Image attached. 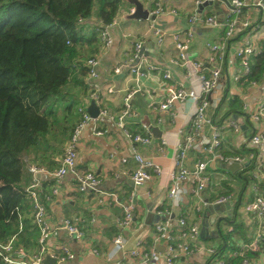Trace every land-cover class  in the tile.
Returning a JSON list of instances; mask_svg holds the SVG:
<instances>
[{
	"label": "built area",
	"instance_id": "obj_1",
	"mask_svg": "<svg viewBox=\"0 0 264 264\" xmlns=\"http://www.w3.org/2000/svg\"><path fill=\"white\" fill-rule=\"evenodd\" d=\"M139 1L144 10L148 12V18L145 19L149 22L148 32L143 36L132 34L129 30L122 33V39L128 44L130 51L126 52L124 58L117 62L113 72L116 75L122 74L124 71L129 72L133 77L135 86L126 93L122 108L116 114L106 106V101L109 96L114 94V89L112 87L104 88L101 84L99 72L101 56L114 49L116 28L120 26L124 17L131 16L136 12V7L127 4V0H123V4L110 23H105L95 16L79 20V25L94 30L101 43L99 54L89 57L84 62L86 68L85 85L88 94L77 109L80 121L70 135L61 165L57 170L51 172L43 167L29 166L28 170L32 175V181L26 189V194L33 209L31 218L33 226L39 232V250L29 255L25 249L16 246L15 238L7 244L0 243V257L6 264H43L47 255L56 259L55 264H66L67 261L74 258L73 254L68 249H64L63 253L59 255L52 254L47 242L58 236L61 230H65L77 241H84L85 239L83 228L86 220L83 217L67 218L59 227L55 229L50 227L46 203L51 199V196L43 192L42 183L39 179L43 175L54 179H62L71 175L79 192H97L100 195L99 203L121 206L123 215L116 219L119 232L114 240L117 248L116 253L125 247L122 232L134 223L137 208L135 191L129 194L124 204L119 202L117 194L100 192L99 186L102 180L99 175L94 172L79 171L77 158L82 134L90 124H93L95 135L103 136L107 133L106 130H101L99 125L104 118L114 122L131 143L141 145L151 143L153 125L140 123L144 134L132 133L128 128L129 124L138 116L132 105L133 98L138 94L150 100L149 109L157 115L158 124L163 122L160 116L170 114L176 102H188L195 108L190 125L188 128L180 130L179 134L175 169L171 173V186L168 195L172 204L184 202L190 194L201 198L210 183L207 174L210 164L235 162L243 165L246 160L252 164L249 173L252 198L241 207L248 222L247 227H250L247 238H244L243 234L237 235L236 227H231L229 240L226 242L224 237L222 238V242L227 247L222 251L219 246L202 239L201 227L198 222H189L186 215H181L175 221L171 220L169 216L168 219H164L155 226L154 241L156 244H164V252H158L154 248L146 250L143 241L139 240L135 248L130 251L133 264H158L161 261L164 264H184L186 259L196 253L203 254L207 264H227V259L231 258L238 260L239 264H260L261 262L264 264V195L261 192V187L264 185V155H260L264 148V104H260L255 112L247 115L251 126L250 145L254 151L246 157H230L222 152L226 135L230 132H242L241 124L237 119L229 117L217 121L210 115L211 96L222 83L224 72L230 60L239 67V72L232 76L234 83L243 82L250 86L258 85V82L252 80L250 76L254 58L264 51V46L256 42L260 31H264V0H227L228 2L224 0H195L194 10L187 17V28L171 34L158 22V18L171 16L178 19L182 14L181 9L166 7L162 0ZM210 2H213L214 5H210ZM205 3L217 9L222 5L225 9L222 12L223 16L206 12ZM246 8L256 9L259 12V21L252 22L249 18H245L243 14ZM204 28L221 29L223 34L216 41L206 44L208 57L201 61L190 57L189 51L199 31ZM243 32H247L250 38L249 42L233 44V40ZM148 35L155 39L157 51L171 42L177 51V55L167 58L162 56L159 60H154L152 50L146 42ZM172 66L182 70L179 81L173 78ZM155 72H158L161 77L160 85L158 89L147 88L145 82ZM160 92L165 94L163 99L159 96ZM93 101L100 111L99 116L95 119L88 113V107ZM166 144L165 140L161 141V151L164 150ZM198 146L202 158L190 169L187 167V158ZM133 159L136 168L130 177L135 187H142L150 182L154 175L161 174L160 167L152 160L143 157L136 148L133 149ZM121 161L123 164L127 163V159ZM186 181L189 182V187L184 185ZM53 193L57 194L58 190L54 189ZM237 202L234 194H227L212 203H204L206 207L217 208L213 214L215 215L216 223L214 225L217 226V230L220 229V219L227 220L233 217L237 219L235 213ZM116 264L123 263L117 261Z\"/></svg>",
	"mask_w": 264,
	"mask_h": 264
},
{
	"label": "crops",
	"instance_id": "obj_2",
	"mask_svg": "<svg viewBox=\"0 0 264 264\" xmlns=\"http://www.w3.org/2000/svg\"><path fill=\"white\" fill-rule=\"evenodd\" d=\"M162 2L166 7L180 8L182 14L178 19L171 16H163L158 18V22L170 34L179 30H185L187 28V17L194 10L195 0H162ZM127 4L132 3L127 0ZM209 7V10L212 12L210 13L205 9L206 12L209 14H218L216 7ZM218 9L221 12L225 11L222 5ZM243 16L249 18L252 22L259 21L260 19L259 12L252 8H246ZM148 26L149 22L145 19L133 20L129 19V16L124 17L120 22V26L115 30L116 41L114 49L108 54L101 56L102 61L99 68L101 84L104 88L112 87L114 89V94L109 96L106 101V106L115 114L120 112L126 93L135 86L133 77L129 72L124 71L119 75L113 72V68L117 62L121 61L125 53L130 51L128 44L122 39V33L129 30L132 34L143 36L148 32ZM88 29L94 32L93 29ZM222 34L221 29L204 28L200 30L193 41L189 56L197 60H205L208 57L206 44L216 41ZM96 37V53L92 56L99 54L101 50L100 40L97 35ZM249 40L250 38L247 32H243L233 40V44L248 43ZM146 42L147 46L152 50V58L154 60H159L162 56L167 58L177 55V51L171 42H168L165 47L158 51L155 49V39L151 35H148ZM256 42L264 46V31H260L259 38ZM93 44H95V41H86L84 47L86 52L95 49ZM172 67L173 78L179 81L182 70L176 66ZM238 72V65L230 60L224 72V79L222 80L223 88L218 93L219 98L216 103H214L212 97V107L210 110V115L217 121L234 117L241 124L242 132H230L224 138L222 152L224 155L230 157H246L250 152L254 151V148L250 145L251 126L247 115L248 113L255 112L257 106L260 104H264V78L261 82H258L257 86H250L243 82L237 84L232 81V76ZM160 82L161 77L158 72H155L145 82V86L151 89H158ZM87 94L88 91L85 86L82 89L80 103L77 109L83 103ZM164 95L162 92L159 93L161 99H163ZM235 100L237 103L235 102V105H233L232 102ZM149 104L150 100L141 94L133 98L132 105L138 116L136 120H133L129 124L128 128L132 133L140 134H144L140 123L151 124L153 125V129L158 128V132L152 130L150 144L141 145L131 143L114 122L108 118H104L100 121L99 125L101 130H106L107 133L103 136L95 135L93 124H90L84 130L79 145L77 168L84 173L94 172L99 175L102 180L99 186L100 192L117 194L119 202L122 204L126 202L132 191H135L137 195L134 223L122 232L125 247L119 252L116 253L117 248L114 240L119 233L116 226V219L123 215V208L121 206L99 203L100 195L97 192H79L76 182L71 175H67L62 179H54L46 175L40 176L39 179L42 183L43 192L51 196V199L46 204L48 220L52 229L59 227L65 219L74 216L83 217L86 220L83 228L85 231L84 241H77L65 230H61L58 236L51 238L47 242L52 254L59 255L63 253L64 249H68L73 254L74 258L67 261L66 264H116L117 261H121L123 264H133L130 251L135 248L139 240L143 241L146 250L154 248L158 252H164V244H156L154 241L155 226L164 219H168L169 216L171 220L175 221L181 215H186L189 222H198L200 224L201 237L205 242L215 244L220 248L222 246L225 247V244L222 242V238L225 235L222 233L221 223L228 222V219H221L219 222L221 234L216 236L217 226L211 225L209 219L206 218L208 207L204 203H212L219 197L227 194H234L238 200L237 210L235 212L237 219L233 217L230 220H232L235 227L238 224H243L247 229L245 235L243 232V237L245 236L247 238L250 227H247L248 222L242 213L241 207L252 198L250 191L251 181L249 179L250 170H248L252 167V164L248 160L243 165L235 162L228 164L212 163L207 171L210 183L201 198L190 194L185 198L184 202L172 204L169 201L168 195L171 186V173L175 169V156L179 134L180 130L186 129L190 125L195 108L188 102H176L170 114L167 113L160 116L163 122L158 124L156 121L157 115L149 109ZM162 140H165L167 143L163 151L160 150ZM67 142L58 160L59 167ZM134 148L143 157L152 160L161 169V174L154 175L153 179L142 187H135L130 177V174L136 168V163L133 159ZM260 155H264V148ZM201 158L202 155L200 154L198 146L195 151L189 154L186 161L187 167L190 169L193 168L195 163ZM123 159H127V163L123 164L121 161ZM54 167L56 166L54 165ZM43 168L49 171L46 165ZM236 178L242 181L240 190L235 182H232ZM184 185L186 187L190 186L188 181L184 182ZM243 187L244 192L242 191ZM54 189L58 190L57 194L53 193ZM261 192L264 195V185L261 187ZM32 214L33 209L31 205L30 214H25L23 217L30 220L33 225L31 219ZM214 216L213 214L211 215L213 218ZM19 247L25 249L23 246ZM38 250L39 243L37 240V245L33 251L26 250V252L32 255ZM158 264L164 263L161 261ZM184 264H207V262L203 254L196 253L186 259Z\"/></svg>",
	"mask_w": 264,
	"mask_h": 264
},
{
	"label": "trees",
	"instance_id": "obj_3",
	"mask_svg": "<svg viewBox=\"0 0 264 264\" xmlns=\"http://www.w3.org/2000/svg\"><path fill=\"white\" fill-rule=\"evenodd\" d=\"M122 4L123 0H0V243L15 238L17 247H36L37 229L23 217L31 212L28 168L46 165L52 172L59 167L64 145L80 121L84 62L96 53V33L78 22L95 16L110 23ZM86 41H95V49L86 52ZM250 78L263 80L264 51L254 58ZM236 231L245 235L247 229L238 224ZM0 264H6L1 257ZM227 264L239 261L231 258Z\"/></svg>",
	"mask_w": 264,
	"mask_h": 264
},
{
	"label": "water",
	"instance_id": "obj_4",
	"mask_svg": "<svg viewBox=\"0 0 264 264\" xmlns=\"http://www.w3.org/2000/svg\"><path fill=\"white\" fill-rule=\"evenodd\" d=\"M128 1L130 3H132V4H134L135 7H136V12L133 15L129 16V19L140 20V19H147L148 18V12L146 10H144L143 5H142V3L139 0H128ZM224 1L228 2L227 0H224ZM209 4L212 5V6L214 5L213 2H210ZM217 13H218V15H220V16L222 15L223 16V14L220 11V9H217ZM88 113L94 119L99 116L100 111H99V108H98V106L96 105V103L94 101L88 107ZM153 131L154 132H158L159 130H158V128H155V129H153ZM216 209L217 208H215L213 206H209L207 208V211H206V218L209 219V223L211 225H214L216 223L215 218L211 217V215L214 214ZM220 221H221V219H220ZM219 233H220V229L217 230L216 236H218ZM55 263H56V259L51 258L50 255H47L45 257L44 262H43V264H55Z\"/></svg>",
	"mask_w": 264,
	"mask_h": 264
},
{
	"label": "rangeland",
	"instance_id": "obj_5",
	"mask_svg": "<svg viewBox=\"0 0 264 264\" xmlns=\"http://www.w3.org/2000/svg\"><path fill=\"white\" fill-rule=\"evenodd\" d=\"M205 7H206V9L211 13L212 11L211 10H209L210 9V7H209V4L208 3H205ZM222 88H223V83H221L220 85H219V87L215 90V92L212 94V96H211V100H212V97H213V101H214V103H216V101H217V99L219 98V94L218 93H220V91L222 90ZM239 179V178H238ZM237 178H236V180H234V181H232V182H235V184H236V186H238V189L240 190L241 189V187H242V181L240 180H238ZM229 185H230V183H229ZM237 188V187H236ZM232 189V188H231ZM228 222H222L221 223V228H222V233H223V235H225V236H227L228 238L231 236L230 235V233H229V230H230V228L231 227H235L234 226V223H232V220H230V219H228L227 220Z\"/></svg>",
	"mask_w": 264,
	"mask_h": 264
}]
</instances>
